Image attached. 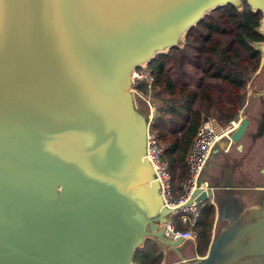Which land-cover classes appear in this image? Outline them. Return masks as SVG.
I'll return each mask as SVG.
<instances>
[{
    "label": "water",
    "instance_id": "95a60500",
    "mask_svg": "<svg viewBox=\"0 0 264 264\" xmlns=\"http://www.w3.org/2000/svg\"><path fill=\"white\" fill-rule=\"evenodd\" d=\"M240 1L0 0V264H131L147 237L182 264L264 257V201L247 228L220 230L189 262L180 255L129 93L132 68L177 46L206 10ZM244 2L264 29V0ZM248 123L228 135L237 149ZM201 180L197 204L212 195Z\"/></svg>",
    "mask_w": 264,
    "mask_h": 264
},
{
    "label": "trees",
    "instance_id": "16d2710c",
    "mask_svg": "<svg viewBox=\"0 0 264 264\" xmlns=\"http://www.w3.org/2000/svg\"><path fill=\"white\" fill-rule=\"evenodd\" d=\"M210 11H216L217 16L209 12L203 14L186 30L185 38L194 41L198 49L206 53L201 66L202 76L220 80L233 99L231 107L221 105L219 97L213 96L209 85L201 83L200 79L194 84L196 90L175 79L174 75L178 72L185 54L183 48L186 42L182 47L172 46L164 52H156L145 62V67L152 76L149 83L152 95L161 101L152 111L148 130L160 148L159 158L166 163L171 176L173 177L175 168L180 170L176 176L178 190L172 193L173 197L180 194V184L187 175L184 157L194 130L200 122L201 111L208 113V109L213 108L216 119L226 120L242 105L243 95L238 93L244 83L241 63L250 61V70H255L259 50L253 44L263 40V34L257 29L261 15L258 11L251 10L244 0H241L240 9L226 3ZM193 27H197V30ZM215 33L229 37V41L219 46L216 41L210 40L204 45V41L209 40ZM134 87L141 93L146 92L142 80L136 81ZM226 110L228 113H225ZM213 210V205L207 199L197 204V215L191 226L196 255H204L209 244ZM172 220L177 221L175 214ZM175 224L176 230L187 227ZM157 247L154 240L145 239L140 247L134 249L131 264H158L162 254Z\"/></svg>",
    "mask_w": 264,
    "mask_h": 264
},
{
    "label": "rangeland",
    "instance_id": "374dc122",
    "mask_svg": "<svg viewBox=\"0 0 264 264\" xmlns=\"http://www.w3.org/2000/svg\"><path fill=\"white\" fill-rule=\"evenodd\" d=\"M237 9H240L241 7V1L237 6H234ZM208 12L213 15L217 16L216 11H210L206 10L204 14H208ZM197 28V27H193ZM258 31L261 32L264 36V29L259 23L257 27ZM197 30V29H196ZM186 32V31H185ZM185 32L182 33L178 40H177V46L182 47L184 42L185 48H183L184 51V57L181 60L180 68L178 72L174 75L175 79L180 82L184 83L182 85H187L188 88L196 90V87L194 84L198 82L200 79V82L203 84H208L210 91L213 96H218L219 102H221V105H224L226 107H231L233 105V99L230 96L229 93H227L221 84L220 80L218 79H211L206 78L202 76L201 72V66L204 64V58L206 53L199 50L196 43L192 41L191 39L185 38ZM215 42L216 44H219V46L227 43L229 41V37L220 35V34H212L210 36V39L207 41H204V45L208 43V41ZM252 44V43H251ZM259 43L253 44L255 47L258 46ZM166 49H162L160 52H164ZM243 55V54H242ZM262 58V54L259 51L258 61L255 65V70H250V61L245 60L241 63V73L243 76V87L238 92L239 94L243 95V103L239 108H236L234 110V114L226 119H216V113L214 112L213 108L208 109L207 111H201L200 113V120L205 117H212L215 122L218 125V130L221 132L224 131V129L229 125V121H236L238 118L241 117H248L250 125H247L246 130L244 132V136H247L248 134H257L253 140L255 143L253 144V148L250 152H239L236 148L235 143L228 140L225 136L220 137L218 142H221L222 148L227 149V152H222L221 150L215 151V155H220V158L224 157L227 160H229L228 163L231 162V159L233 158L237 162H240V166L237 163V166H235V176H241L242 183L247 187L246 193H244V197L249 198V204L252 208H257L259 210L261 207V204H263L262 201H264V190L263 191H253L252 187L253 184H260L261 178H262V172L261 168L264 167V133L260 136L261 128L262 126L255 127V121H259L261 118L260 116L264 115V63L260 62V59ZM142 71L145 73L147 71V68L145 67V63H141L140 65H137V68H132L130 71V95L132 97V100L134 102V105L136 109L141 111L145 119L149 121L150 116L152 114V111L155 107H158L161 104V101L157 99V97H154L152 95V90L150 89L149 85H147L146 78L144 76L136 78L134 77V72H140ZM142 80L145 83L146 92L141 93L139 90H137L134 87V84L136 81ZM234 107L236 105L234 104ZM142 109V110H140ZM145 111L147 114H145ZM225 113H228L227 110ZM243 115V116H242ZM237 124V123H236ZM261 127V128H260ZM264 129V127H263ZM258 130V131H257ZM229 134V133H228ZM248 138V137H247ZM217 142V143H218ZM211 152V151H210ZM217 156V157H218ZM237 156V157H236ZM211 162V161H209ZM212 164V162H211ZM263 164V166H262ZM259 166V169L256 168ZM241 167V169H240ZM207 167H203L202 171H207ZM243 193V192H242ZM254 221V220H253ZM217 229H219V226H217ZM217 229L214 232V236L218 233L216 232ZM213 236V237H214ZM212 237V238H213ZM156 243V241H155ZM193 239H186L185 244H183L184 253L186 256H191L194 252L193 248ZM157 244V248L160 249L161 247ZM245 252V253H244ZM248 252V253H247ZM260 252H252V251H242L237 252L233 256L228 258V261L230 263L228 264H263L264 263V257L262 258V255H259ZM162 254V251H161ZM239 254V255H238ZM255 256H254V255ZM251 255V256H250ZM201 257V256H200ZM250 258V259H249ZM162 259V255H161ZM161 259L158 264H161ZM177 259V260H176ZM190 259V257H189ZM247 261H246V260ZM190 260H186V262H189ZM262 261V262H261ZM164 264H182V262L179 260V258H176V254L174 251H168L164 255Z\"/></svg>",
    "mask_w": 264,
    "mask_h": 264
},
{
    "label": "built area",
    "instance_id": "2783aa9c",
    "mask_svg": "<svg viewBox=\"0 0 264 264\" xmlns=\"http://www.w3.org/2000/svg\"><path fill=\"white\" fill-rule=\"evenodd\" d=\"M133 75L136 78L144 76L147 85H149L152 79L148 71L145 73L142 71L134 72ZM239 119L229 121V125L223 132L218 130V125L212 117H205L200 120L194 130L191 143L184 157L187 175L180 184V194L177 197H173L172 195L171 174L166 168V163L159 158L160 148L147 128L143 156L150 164L152 172L151 179L157 182L162 205L172 209L169 216L175 214L177 221L187 226L183 230H176L174 229V225L167 223V231L165 234L178 236L182 241L193 238L191 226L197 215V203L192 198L189 200L190 194L196 187V182L201 176V170L214 144L222 136L227 138L228 133L236 126ZM228 140H230L229 137ZM197 187L200 189L207 188L206 182L201 180Z\"/></svg>",
    "mask_w": 264,
    "mask_h": 264
},
{
    "label": "crops",
    "instance_id": "0c3cea01",
    "mask_svg": "<svg viewBox=\"0 0 264 264\" xmlns=\"http://www.w3.org/2000/svg\"><path fill=\"white\" fill-rule=\"evenodd\" d=\"M243 116V115H242ZM248 118V117H247ZM259 121H255V127L258 128V126H262L260 136L264 133V115L262 114L260 116ZM250 125V122L248 123ZM258 135L257 133L254 134H248L247 136L242 135V137L239 139L238 143L240 144V147L238 149L239 152H250L253 148V144L255 141L253 138ZM248 137V138H247ZM236 145V143L234 144ZM221 142L215 143L213 148L211 149V152L204 164L203 167H207V171L201 170V179L206 182V185L211 188L212 195L207 199L212 205H213V221L212 226L210 230V241L212 237L214 236V232L217 229V226H219V229H217L216 232H219L220 230L224 228H230L232 226L239 227L240 231L247 228L248 222L257 214V208L250 207L249 204V198L244 197V191H246V186L242 183L241 176H235V166H240V162H237L233 158L231 159V162L227 160L226 158L222 157L220 158V155H215V151L221 150L222 152H227V149H223ZM218 156V157H217ZM237 157V156H236ZM211 161V162H209ZM263 166V164H262ZM259 166L257 169H259ZM241 169V167H240ZM180 170L178 168H175L173 171V177L171 181L172 185V193H176L178 190V184L179 182L176 180V176L178 175V172ZM261 183L260 184H253V191H263L264 190V175H261ZM243 192V193H242ZM173 216V215H172ZM172 216H168V224H173ZM177 223L180 224L178 221H175L174 224ZM174 229H176V224L174 225ZM179 230V229H177ZM150 240L156 241L158 245L161 247L162 251V259L161 264H164V255L168 251H172L168 249L166 244L161 242L160 240L153 238V237H147ZM146 238V239H147ZM193 239V238H192ZM209 241V242H210ZM186 240L183 241L180 245V255L185 258L189 259V257H200L199 255H196L194 252L191 254V256H186L183 249V244H185ZM194 242V240H193ZM194 248V243H193ZM176 258L177 255H176ZM177 260V259H176Z\"/></svg>",
    "mask_w": 264,
    "mask_h": 264
},
{
    "label": "bare ground",
    "instance_id": "6f19581e",
    "mask_svg": "<svg viewBox=\"0 0 264 264\" xmlns=\"http://www.w3.org/2000/svg\"><path fill=\"white\" fill-rule=\"evenodd\" d=\"M257 215V214H256ZM245 253V252H244ZM248 253V252H247ZM239 255V254H238ZM254 255V254H253ZM262 255V254H261ZM233 256V255H232ZM251 256V255H250ZM255 256V255H254ZM250 259V258H249ZM246 260V259H245ZM247 261V260H246ZM262 262V261H261ZM253 264H255V262L253 263Z\"/></svg>",
    "mask_w": 264,
    "mask_h": 264
},
{
    "label": "flooded vegetation",
    "instance_id": "af4514ba",
    "mask_svg": "<svg viewBox=\"0 0 264 264\" xmlns=\"http://www.w3.org/2000/svg\"><path fill=\"white\" fill-rule=\"evenodd\" d=\"M188 260H192V258L188 259Z\"/></svg>",
    "mask_w": 264,
    "mask_h": 264
}]
</instances>
